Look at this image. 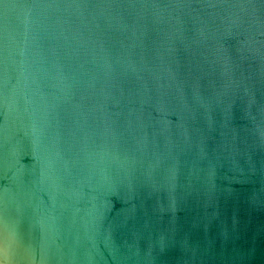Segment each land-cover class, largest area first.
<instances>
[{"label": "water", "instance_id": "water-1", "mask_svg": "<svg viewBox=\"0 0 264 264\" xmlns=\"http://www.w3.org/2000/svg\"><path fill=\"white\" fill-rule=\"evenodd\" d=\"M0 264H264V0H0Z\"/></svg>", "mask_w": 264, "mask_h": 264}]
</instances>
